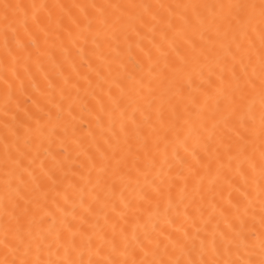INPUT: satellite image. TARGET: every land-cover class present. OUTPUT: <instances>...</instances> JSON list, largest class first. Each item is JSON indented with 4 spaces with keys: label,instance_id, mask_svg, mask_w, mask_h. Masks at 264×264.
I'll use <instances>...</instances> for the list:
<instances>
[{
    "label": "snow or ice",
    "instance_id": "1",
    "mask_svg": "<svg viewBox=\"0 0 264 264\" xmlns=\"http://www.w3.org/2000/svg\"><path fill=\"white\" fill-rule=\"evenodd\" d=\"M0 264H264V0H0Z\"/></svg>",
    "mask_w": 264,
    "mask_h": 264
}]
</instances>
